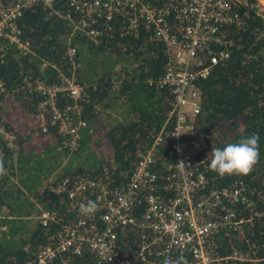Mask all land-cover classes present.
<instances>
[{
    "label": "trees",
    "instance_id": "1",
    "mask_svg": "<svg viewBox=\"0 0 264 264\" xmlns=\"http://www.w3.org/2000/svg\"><path fill=\"white\" fill-rule=\"evenodd\" d=\"M256 2L234 4L237 20L221 26L230 41L228 56L196 81L199 110L191 120L203 145L189 153L202 170L195 195L237 186L244 196L225 205L236 218H243L241 229L222 228L208 240L214 264H264V9L258 12ZM66 11L70 10L64 0L51 7L35 2L22 11L15 23L28 51L0 37V159L6 169L0 176V207L6 209L0 219L5 225L0 229V264H24L30 251L53 242L62 224L77 220L67 192L55 189L58 182L66 178L72 188L83 176L124 183L162 125L151 170L159 199L172 196L164 174L173 141V117L167 112L171 95L156 84L167 60L165 44L151 27L138 24L127 30L119 15L105 20L104 13L95 15L96 22L88 27L99 31L92 39L80 28L72 29L73 23L63 16ZM63 76L74 78L80 96L73 99L66 90H58L54 106L46 104L40 110L39 102L46 96L36 84L58 85ZM117 101L124 106L120 119L108 113H115ZM71 104L79 107L78 114L63 112ZM54 108L60 115L52 119ZM60 117L75 127L74 132L59 130ZM253 133L259 135L260 156L248 175L220 177L209 170L212 148ZM143 206L141 202L135 207L137 217ZM39 208L54 214L46 225L34 217ZM212 211V217L220 215L218 207ZM139 230L137 225L117 229L122 247L129 246ZM233 252L243 258L233 257ZM48 264L95 263L84 246L79 254L64 252Z\"/></svg>",
    "mask_w": 264,
    "mask_h": 264
},
{
    "label": "built area",
    "instance_id": "2",
    "mask_svg": "<svg viewBox=\"0 0 264 264\" xmlns=\"http://www.w3.org/2000/svg\"><path fill=\"white\" fill-rule=\"evenodd\" d=\"M237 1L64 0L70 11L63 16L73 23L72 29L78 27L91 34L92 39L99 31L88 27L96 22L95 15L104 13L105 20L119 15L127 30L138 24L151 27L153 35L165 44L167 60L156 84L165 87L171 95L167 112L173 117L169 131L173 141L168 149L164 174L172 196L159 199L154 191L156 173L151 170L162 125L150 145L140 153L124 183L98 182L79 176L72 188L65 184L66 178L56 184V190L67 192V204L70 209L75 208L77 220L62 224L56 230L53 242L30 251L31 258L24 264H48L64 252L79 254L84 246L93 254L95 264H163L165 259L180 264H214L208 240L222 228L239 229L242 226L243 218H236L233 209L225 205L238 198L243 200L244 196L237 186L211 189L200 197L195 195L202 170L191 162L189 153L202 147L203 139L191 118L199 110L196 81L205 78L216 63L228 56L230 41L224 37L221 26L237 20L233 10ZM35 2L44 3V0H0V37L23 52L28 51L27 42L19 36L15 21ZM256 5L258 10H263L264 0H257ZM68 51L72 53L73 48L69 47ZM36 87L46 96L39 102L40 110L46 104L54 106L58 90H66L73 99L80 96L81 90L69 76H63L58 85L36 84ZM68 110L79 113L76 104L65 105L63 112ZM54 112L52 119L60 115L55 108ZM70 124L60 117L59 130L74 132L75 127ZM67 140L70 145L74 144L72 138ZM88 200L97 201L100 206L95 213L96 221L93 215L79 214V205ZM141 202L144 206L137 217L135 207ZM216 207L220 215L212 217V209ZM5 213L6 209L1 206L0 219ZM6 216L10 217L9 214ZM53 216V212L41 208L34 215L41 225H46ZM129 225H137L139 234L133 237L129 246L122 247L117 229ZM0 229H5L3 223H0ZM25 250H29L28 245ZM232 256L243 258L235 252Z\"/></svg>",
    "mask_w": 264,
    "mask_h": 264
},
{
    "label": "clouds",
    "instance_id": "3",
    "mask_svg": "<svg viewBox=\"0 0 264 264\" xmlns=\"http://www.w3.org/2000/svg\"><path fill=\"white\" fill-rule=\"evenodd\" d=\"M44 4L45 7H51L52 0H44ZM259 156V135L253 133L237 142L228 143L223 148H212L208 168L220 177L225 175L246 176L258 162ZM5 174L4 161L0 159V176ZM99 207L97 201L88 200L86 203L79 205L78 211L82 216H91L99 211ZM163 264H180V262L165 259Z\"/></svg>",
    "mask_w": 264,
    "mask_h": 264
},
{
    "label": "rangeland",
    "instance_id": "4",
    "mask_svg": "<svg viewBox=\"0 0 264 264\" xmlns=\"http://www.w3.org/2000/svg\"><path fill=\"white\" fill-rule=\"evenodd\" d=\"M258 10V9H257ZM262 10H258V12H261ZM119 101V100H118ZM118 101L116 102V104H115V113L114 114H112L110 111H108V113L110 114V115H112V117L114 116V117H117V119H120L121 117H123V109H124V106L122 105V104H120L119 105V103H118ZM106 113V112H105ZM43 116V115H42ZM105 118V117H104ZM104 123V122H103ZM105 124V123H104ZM64 158H65V156H64ZM39 204H35L34 206H35V208L37 209V206H38ZM29 217H33V216H29ZM36 219V218H35ZM242 227V226H241ZM241 227L239 228V229H237V230H240L241 229Z\"/></svg>",
    "mask_w": 264,
    "mask_h": 264
}]
</instances>
